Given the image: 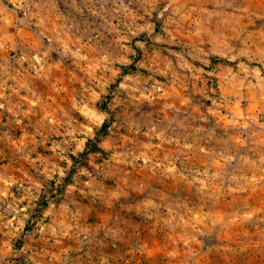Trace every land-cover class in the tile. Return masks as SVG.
<instances>
[{
	"label": "rangeland",
	"instance_id": "1",
	"mask_svg": "<svg viewBox=\"0 0 264 264\" xmlns=\"http://www.w3.org/2000/svg\"><path fill=\"white\" fill-rule=\"evenodd\" d=\"M0 264H264V0H0Z\"/></svg>",
	"mask_w": 264,
	"mask_h": 264
},
{
	"label": "trees",
	"instance_id": "2",
	"mask_svg": "<svg viewBox=\"0 0 264 264\" xmlns=\"http://www.w3.org/2000/svg\"><path fill=\"white\" fill-rule=\"evenodd\" d=\"M130 70L134 71L135 69L134 68H130ZM100 109L105 112L107 115H109V112H108V109H107V105L105 103H101L100 104ZM108 129H109V123L107 121H104L100 128H99V131L96 135V137L94 138V141H95V144L98 143L99 139L102 138L103 136H105L108 132ZM93 142L92 141H89V143L87 144V146L89 147L90 145H92ZM87 155V149H84L80 154H79V158L80 159H84ZM77 159V158H76ZM74 160V163L77 164L79 161L78 160ZM72 175H73V169H71L65 179H64V182H63V185L62 187H65L66 185H68L70 182H71V178H72ZM47 205V202H43L40 207L36 210V212H40L43 208H45Z\"/></svg>",
	"mask_w": 264,
	"mask_h": 264
}]
</instances>
